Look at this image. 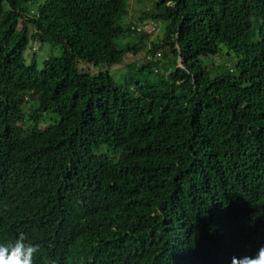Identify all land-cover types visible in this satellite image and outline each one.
<instances>
[{
  "label": "trees",
  "instance_id": "1",
  "mask_svg": "<svg viewBox=\"0 0 264 264\" xmlns=\"http://www.w3.org/2000/svg\"><path fill=\"white\" fill-rule=\"evenodd\" d=\"M129 4L0 0V243L25 233L34 264L252 255L264 245V0H156L135 16L162 24L156 41L131 32ZM29 42L60 54L38 68Z\"/></svg>",
  "mask_w": 264,
  "mask_h": 264
},
{
  "label": "rangeland",
  "instance_id": "2",
  "mask_svg": "<svg viewBox=\"0 0 264 264\" xmlns=\"http://www.w3.org/2000/svg\"><path fill=\"white\" fill-rule=\"evenodd\" d=\"M155 1L156 0H130V4H129L130 14H129V17H126L124 19V22L127 23L129 20H131V23H133L132 25L138 24L137 22H135V16L137 15L136 12L140 10L148 9L149 7L152 6L153 2ZM155 24H156L155 31L151 33L149 36L150 41H156L162 37V24L159 22H156ZM136 40L137 39L135 37L130 38V39L125 38L123 40L119 39L117 43L119 47L122 48L126 43H131V42L134 43L136 42ZM148 46H149V43H147V47ZM30 54L35 56L38 68H42L43 61L50 56L52 57L58 56L60 54V49L58 47H51V45H49L48 43L41 44L38 42H29L28 48L26 49L24 53V57L28 58ZM143 57H144L143 53H140L136 56L127 54L124 57V64L132 63V62L140 64L142 62ZM79 67L83 68L82 70H85V71L88 70L90 74H95L99 70L104 71L105 69H107L108 66L100 65L98 67H94V66L87 65L85 63H80ZM108 69L116 75L117 70L115 66L108 67ZM45 118L47 119L48 123L53 122L52 115H47L45 116Z\"/></svg>",
  "mask_w": 264,
  "mask_h": 264
},
{
  "label": "clouds",
  "instance_id": "3",
  "mask_svg": "<svg viewBox=\"0 0 264 264\" xmlns=\"http://www.w3.org/2000/svg\"><path fill=\"white\" fill-rule=\"evenodd\" d=\"M25 233H19L15 240L0 243V264H34V257L40 245L26 242ZM231 264H264V245L252 255L231 258Z\"/></svg>",
  "mask_w": 264,
  "mask_h": 264
},
{
  "label": "built area",
  "instance_id": "4",
  "mask_svg": "<svg viewBox=\"0 0 264 264\" xmlns=\"http://www.w3.org/2000/svg\"><path fill=\"white\" fill-rule=\"evenodd\" d=\"M156 25L153 22H149L148 25H132L130 27L131 32L133 33H141L145 32L147 34H151L155 31Z\"/></svg>",
  "mask_w": 264,
  "mask_h": 264
}]
</instances>
